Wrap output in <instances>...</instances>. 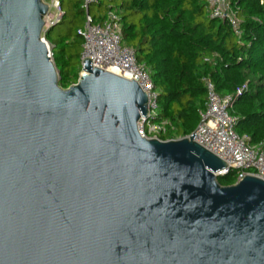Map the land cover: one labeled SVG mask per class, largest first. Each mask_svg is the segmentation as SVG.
<instances>
[{"label":"water","instance_id":"95a60500","mask_svg":"<svg viewBox=\"0 0 264 264\" xmlns=\"http://www.w3.org/2000/svg\"><path fill=\"white\" fill-rule=\"evenodd\" d=\"M47 8L0 0V264H264V183L140 137L147 94L89 58L61 88Z\"/></svg>","mask_w":264,"mask_h":264},{"label":"trees","instance_id":"16d2710c","mask_svg":"<svg viewBox=\"0 0 264 264\" xmlns=\"http://www.w3.org/2000/svg\"><path fill=\"white\" fill-rule=\"evenodd\" d=\"M235 4L241 39L226 22L209 18L205 0H124L105 7L119 17L123 44L148 68L159 93L155 121L166 120L172 128L161 139L183 138L196 129L209 79L219 96H232L229 113L236 118L237 134L251 143L264 140V0ZM79 5L83 18L72 33L54 39L44 34L63 89L75 84L81 71L77 30L84 11ZM217 180L222 186L234 182L232 175Z\"/></svg>","mask_w":264,"mask_h":264},{"label":"built area","instance_id":"2783aa9c","mask_svg":"<svg viewBox=\"0 0 264 264\" xmlns=\"http://www.w3.org/2000/svg\"><path fill=\"white\" fill-rule=\"evenodd\" d=\"M262 2L263 0H259L260 4ZM43 3L48 7L43 18L45 30L53 24L60 23L64 13L60 0L48 2L43 0ZM98 3L99 0H81L84 23L77 30L82 40L80 66L82 60L89 58L92 67L105 71L114 70L121 78L134 81L148 97L149 116L147 119L141 117L138 121L139 136L163 142L175 140L161 139L167 130L172 128L166 120L155 121L159 93L151 81L148 68L138 63L134 51L123 44L117 14L108 10L98 16L96 21L90 14V7ZM205 3L209 18L226 22L234 36L241 39L243 32L237 15L236 0H205ZM44 34L41 40L51 58L50 46ZM204 86L206 90L204 109L199 113V123L192 134L195 135L193 138L195 143L227 163V168L215 172L214 175L217 178L232 175L234 182L231 185L240 182L246 175L255 176L264 183V140L251 143L247 135L237 134L236 118L229 113L232 96H219L209 79L204 80ZM240 91L237 89V94Z\"/></svg>","mask_w":264,"mask_h":264},{"label":"rangeland","instance_id":"374dc122","mask_svg":"<svg viewBox=\"0 0 264 264\" xmlns=\"http://www.w3.org/2000/svg\"><path fill=\"white\" fill-rule=\"evenodd\" d=\"M48 2V0H44ZM124 0H99V5H93L90 7V14L93 17L103 15L105 13V7H114L119 5ZM81 4L80 0H62V10L66 14L62 24L56 26L50 31V38L54 39L58 34L64 35L66 33H72L77 27H79L82 21L83 15L78 12V5ZM80 6V5H79ZM82 71H79V75Z\"/></svg>","mask_w":264,"mask_h":264},{"label":"bare ground","instance_id":"6f19581e","mask_svg":"<svg viewBox=\"0 0 264 264\" xmlns=\"http://www.w3.org/2000/svg\"><path fill=\"white\" fill-rule=\"evenodd\" d=\"M108 72L112 73V74H115V75H118V73L114 70H108Z\"/></svg>","mask_w":264,"mask_h":264}]
</instances>
